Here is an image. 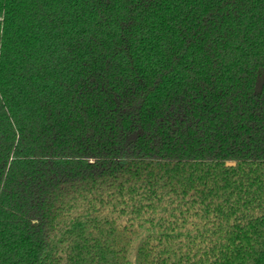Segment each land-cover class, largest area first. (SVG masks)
<instances>
[{
    "label": "trees",
    "instance_id": "trees-1",
    "mask_svg": "<svg viewBox=\"0 0 264 264\" xmlns=\"http://www.w3.org/2000/svg\"><path fill=\"white\" fill-rule=\"evenodd\" d=\"M0 264H264V0H0Z\"/></svg>",
    "mask_w": 264,
    "mask_h": 264
},
{
    "label": "water",
    "instance_id": "water-1",
    "mask_svg": "<svg viewBox=\"0 0 264 264\" xmlns=\"http://www.w3.org/2000/svg\"><path fill=\"white\" fill-rule=\"evenodd\" d=\"M234 165H235V164H229L228 166H229V167H233Z\"/></svg>",
    "mask_w": 264,
    "mask_h": 264
}]
</instances>
